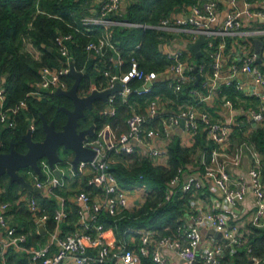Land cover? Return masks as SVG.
<instances>
[{
    "label": "built area",
    "instance_id": "1",
    "mask_svg": "<svg viewBox=\"0 0 264 264\" xmlns=\"http://www.w3.org/2000/svg\"><path fill=\"white\" fill-rule=\"evenodd\" d=\"M98 5V14L91 13L83 19L84 31L87 35L93 25L104 26V34L97 40H92L86 45V49L93 51L101 59L106 56V50L113 51L109 60L117 70H104L106 84L94 86L96 89L104 91L112 88L117 82L123 88L111 94L106 106L101 110V114L114 116L117 113L115 105L117 96H121L124 102L132 93L146 94L152 91L153 84L159 78H167L168 87L175 92H182L184 87L197 80V72L201 74V82L207 93L196 88H191L190 93L196 95L199 103L206 101L211 94V90L223 79L226 84H234L235 88L247 95H257L262 99L260 109L251 110V115L257 121L264 122V95L257 92L255 88H249L240 80V74H250L254 80L264 85V70L257 62L258 55L254 50L253 43L249 42L242 47L235 56L228 53L227 36L237 35L240 28L244 27L241 17L248 16L249 19L256 17L264 24V0H259L260 9H253V0H243L244 9H237L236 0H228L233 6L228 11L223 25L213 27L219 13V0H209L202 6H192L189 12H181L172 15L164 20L160 29L173 32H183L190 36V42H195L201 33L206 35L205 44L210 52L212 62L210 71L204 64L197 66L186 57L185 48L176 47L167 49V56L172 60V64L162 73L157 71H146L139 66L136 57L130 60V67L126 71H121L123 63L120 54V43L114 40L112 26L122 24L126 26L148 27L143 23H133L126 20L119 21L115 17H123L122 4H127L131 0H94ZM264 35V29L259 30ZM91 36V34H88ZM93 36V35H92ZM217 37L221 41L216 43ZM73 37L71 34L60 33L56 37V44L59 53L63 57L60 67H43L42 77L34 88L28 93L29 96L43 100L58 89L69 90L71 86L63 75L70 72V65L74 62L71 51ZM263 44V42H262ZM140 42L134 48H138ZM27 50L39 55L37 49L30 42L26 44ZM264 56L262 48L260 58ZM230 58L228 65V75H223L225 66L224 60ZM197 68V71L195 70ZM83 71V70H82ZM224 76V77H223ZM138 81L136 86L130 85L132 81ZM91 90V91H92ZM163 98L158 96L150 101L146 107V112L141 113L132 109L131 115L127 118V130L118 132V127L111 123H105L84 144L92 148L96 155L91 160H81L77 169L73 164V157L67 155L62 163L57 165L61 175L57 176L48 160L43 157L39 159V166L42 174L37 173L29 167V174L32 178L31 184L42 189L43 194L49 198H56L58 207L53 214L41 213V205L34 192L28 195L29 208L38 223H46L51 217L56 226L51 233V238L46 244L38 247H27V235L24 232H17L16 227L11 225L6 213L10 210V202H0V232L4 237H0V264L8 263V249L14 247L17 251H26L31 257V264H140L142 257L152 256L156 264H167L168 258L164 254L165 249L173 250L187 264H232L225 263L222 255L230 249L234 254L237 247L246 245L248 234L252 232L249 226L264 227V182L261 175L263 160L261 151L256 147L254 150V161L249 171L250 185L244 179L234 182L228 172V166L238 165L241 159V152H228L226 146L231 138L234 123L232 121L222 122L214 120L210 113L198 108V104L190 103L177 112L168 115L158 126L148 124L153 118L164 111ZM6 77L0 73V125L4 127H14L16 116L23 109L28 108L27 99H22L11 108H7ZM224 105L233 108V102L226 100ZM184 120V126L190 137H194L204 128L206 137L213 142L212 154L209 161L202 160L204 171L196 177L194 175H183L182 188L185 191H192L193 199L191 208L185 214L186 222L181 224L176 233L156 237V231L150 228L131 229L139 235L140 242L129 235L126 239H120V246L117 250H112L105 237V224L99 220L102 212H107L112 216L122 215L129 207L131 195H138L140 203L148 194L150 185L140 177L130 187L120 183L117 175L112 170V164L121 160L125 166L133 164L134 160L130 155L135 154L140 148L149 156L155 164H166L168 160V141L162 145H156V140L168 138L173 128ZM147 124V125H146ZM36 129L35 118L30 120L28 130L32 133ZM123 155H128L127 159ZM75 178L86 180V188L80 189L70 200L78 207V221L76 229L67 234L61 233V223L69 216L67 199L58 189L67 186ZM182 178V177H181ZM181 178L176 176L172 179V185L179 184ZM205 180H209L212 188L208 193H201V188L205 186ZM235 185V186H234ZM255 197V207L247 213L237 210L238 202L243 201L249 193V187ZM89 190V189H88ZM217 192V193H216ZM26 196V194H25ZM24 197H21V200ZM170 199V192L167 193ZM213 230L220 233L221 237L215 239L212 246H203L201 230ZM128 232V231H126ZM202 246L200 247V244ZM131 245V246H130ZM90 251L93 255H86ZM251 254L252 249H248ZM252 264H262L263 258L249 255ZM249 260V261H250ZM234 264H241L239 262ZM246 264H249L247 262Z\"/></svg>",
    "mask_w": 264,
    "mask_h": 264
},
{
    "label": "trees",
    "instance_id": "2",
    "mask_svg": "<svg viewBox=\"0 0 264 264\" xmlns=\"http://www.w3.org/2000/svg\"><path fill=\"white\" fill-rule=\"evenodd\" d=\"M94 0H0V73L6 77L7 108H11L22 99H27L28 108L23 109L16 116V125L14 127H4L0 125V152H8L11 143L20 152L27 150V145L23 140V134L28 130V124L32 118H35L36 129L33 132L35 140H43L45 132L42 127V114L47 120L54 121L58 130L62 129L67 120V114L61 109V106L72 108V101L64 95L51 93L43 100L33 98L28 93L40 81L43 67H60L63 57L58 51L56 37L60 33L71 34L73 37L71 51L74 56V64L78 70H85L80 86L79 94L86 95L91 92L94 86L106 84L104 70H117L109 60L113 51L108 48L106 56L102 59L93 51L89 52L86 45L101 37L105 30L102 25H93L92 29L84 31L85 24L83 19L91 14V6ZM209 0H131L128 3L123 17H115L119 21L126 20L133 23H143L148 27H135L116 24L112 26L114 40L120 43V54L123 63L121 71H126L130 67V60L134 56L139 62V66L146 71H157L162 73L172 64L168 58L167 52L163 47L172 34L167 30L160 29L157 26L172 15L187 11L192 6H202ZM220 2V0H219ZM91 34V36H88ZM93 35V36H92ZM235 37L227 36L225 38L227 47L230 48ZM221 41L217 37L215 42ZM30 42L39 55H35L27 50L26 44ZM140 42L138 48L135 44ZM186 57L195 65L204 64L207 69L211 68L212 58L207 44L202 47L203 55L195 58V52L191 46H187ZM261 67V65H260ZM264 69V67H263ZM69 86H72L75 78L70 73L63 75ZM138 81L134 80L130 85L136 86ZM191 88L199 89L205 94L206 89L201 82L194 81L192 84L184 87L182 92H175L168 87L167 80H159L152 86V91L146 94L132 93L124 102L121 96H117V113L114 116L101 114L104 103L101 100L95 101L97 113H90L81 121V126H88L95 122L97 131L105 123H111L118 127L119 131L125 130L127 118L131 115L132 109L145 113L148 103L160 96L165 100L177 101L184 104L187 102L198 104L199 99L196 95L190 93ZM220 96L226 95L232 99L237 108L248 107L244 105L239 98H248L237 90L234 84H222ZM224 104V100L218 102ZM205 110V101L198 104V108ZM212 110V109H210ZM90 112V111H89ZM163 114L156 116L148 124L149 126H158ZM244 117V116H241ZM147 125V124H146ZM239 126H233V131L238 133ZM241 131V130H240ZM231 133V135H232ZM259 150L264 151V126H260L250 137ZM194 144H182L178 136L169 140L167 143L168 160L166 164H155L149 156L130 155L134 163L131 166L117 164L112 170L118 177L121 184L130 187L137 179L143 177L150 185L147 196L131 208H127L122 215L112 216L107 212H102L99 220L105 224V237L115 236L116 240L126 239L133 232L131 229L150 228L156 231V237L176 233L177 228L186 222L185 214L191 208L193 199L192 191H185L182 188L184 172L189 166L194 164L200 166V171H204L202 160L209 161L212 154L213 142L208 140L204 128L194 137ZM67 150V151H64ZM62 150L65 156L68 155V149ZM128 155H123L127 159ZM176 176L181 178L179 184L172 185L171 181ZM86 180L83 186L78 187L70 183L69 185L58 189V193L66 197L69 209V216L66 221L61 223V233L67 234L76 229L78 221L77 205L73 203L72 198L80 189L86 187ZM208 186L201 188V193L210 192ZM0 188L2 194L0 202H10V210L6 213L9 217V223L16 227L17 232H24L27 235L26 246L34 245L38 247L46 241L48 231H53L56 225L51 217L45 224L47 230L43 233L34 220V216L25 200L19 201L20 184L11 182L7 175L0 176ZM87 191L90 189L87 188ZM27 191V190H26ZM170 192V199H167V193ZM34 196L39 201L42 209L41 213L48 212L53 214L58 207L57 199L49 198L41 192H34ZM10 216H12L10 218ZM8 219V218H7ZM252 232L248 234L246 245L237 247L234 254L228 249L223 255L222 260L226 263L249 262L251 256H257L264 260V227L249 226ZM128 231V232H126ZM107 232V233H106ZM133 236L139 243V235ZM131 246V245H130ZM248 249H252L249 254ZM9 264H31V257L26 251H17L10 247L7 252ZM99 264V263H98ZM140 264H156L152 256L142 257ZM264 264V262H262Z\"/></svg>",
    "mask_w": 264,
    "mask_h": 264
},
{
    "label": "crops",
    "instance_id": "3",
    "mask_svg": "<svg viewBox=\"0 0 264 264\" xmlns=\"http://www.w3.org/2000/svg\"><path fill=\"white\" fill-rule=\"evenodd\" d=\"M253 2H254L253 9H260L262 7L259 4V0H253ZM127 6H128L127 2L124 1L122 4L123 12H126ZM244 6L245 5H244L243 0H239V1L236 0V6L235 7L237 9H244ZM232 8H233V6L228 2V0H220L218 17H217V20L212 24V26L217 27V28L221 27L223 25V22L225 20V17L227 15L228 11L231 10ZM90 11H91V13H93V15L98 14V5L96 4L95 1H93V5L91 6ZM183 12H185V11H183ZM186 12H189V10H187ZM179 13H181V12H179ZM241 21L244 23V27L240 28L241 31H239L237 33V35H235V43L237 45L245 46L249 42H252L254 50H255L254 39L258 38L263 42L262 48L264 50V35H261L259 33V30L264 29V24L261 22V20L256 18V17H252L251 19H249L248 16L243 15L241 17ZM168 32L171 33L172 36L167 41L164 42L163 47L165 50L173 49L176 47L187 48V46H191V44L193 43V42H190V36L188 38V35L186 33L173 32V31H168ZM241 49H242V47H239V46L237 47V46H235L234 43H232V46L230 48H228V53L235 56L238 51L239 52L241 51ZM229 62H230V58H227L224 60V63H225V66L223 69V75L224 76L228 75ZM259 64L261 65V68L263 69V67H264V56H262V61L259 62ZM239 77H240L239 79L242 80L245 85H248L249 88H255V90L257 92L264 95V85L258 84L254 80V78L251 77L250 74H240ZM169 78H170L169 76L167 78H159L157 81L167 80ZM222 84H224L223 79L219 82V84L218 83L216 84V87L213 90H211L210 97L205 101V108H204L205 110L204 111L209 112L211 117L214 120L222 121V122L232 121L234 123V126L240 125L241 131L238 130V133L237 132L235 133L233 131L231 138H230V141L228 142V144L226 146V149L228 152H235L236 150H239L241 152L240 163L238 165L230 164L228 166V172L231 175V178L233 179L234 182H237L240 179H244L250 185L251 179H250L249 171L253 165L254 150L256 147L254 142L251 141L250 137L252 136V134L255 132V130L257 128H259L260 126H264L263 121H257L253 118V116L251 115V110L260 109V105L262 104V101H261L262 99L260 98V96H257V95L245 94L246 97H248V98H242V99L239 98V100L242 101V103L244 105H247L248 108L246 110L244 109V106L237 108L232 99L228 98L226 95L220 96V94L222 92L221 91ZM227 99L231 100L233 102V108H229L227 105H224V104L223 105L218 104V102L220 100H224V102H225ZM176 102L177 101H175V100L172 101V100H168V99L165 100L164 99L163 100V103H164L163 107L165 109L159 115L163 114V112H164V114H165V116L163 117V119H164L168 115L177 112L180 108H183L184 105L186 106L188 104V102L184 103V104H180V103H176ZM103 103H104V106L102 108H104L106 106V103L105 102H103ZM210 109H212V110H210ZM200 110H203V107ZM241 116H244V117H241ZM161 121H162V118H160V122ZM125 127H126V129L122 130V131L127 130L128 126L126 123H125ZM122 131H118V132H122ZM176 136H178L180 138L181 143L185 144V145H192L195 142L190 137V135L188 134L187 130L185 129V126L182 125V123H180L178 126H176L175 128L172 129L170 136L168 138L156 140V145L160 144L163 146L167 141L173 139ZM259 151H261L262 160H263V167L261 170V175H262V179L264 182V151H262V150H259ZM145 153H146V151L143 148H140V150L137 151L135 154L138 156H143V155H145ZM121 163L125 164V162L123 160H121ZM121 163L115 161L112 164V167L117 165V164H121ZM131 165L132 164H128V166H131ZM28 170H29V167L28 168H22L20 170V172L25 176L27 181L31 183L32 178H31ZM201 172L202 171H200V166L192 164L189 166L188 170H186L184 172L183 175L190 174V175H194V176L198 177L201 174ZM184 179H185V176H184ZM84 181L85 180L82 178H75L74 177V180L72 182L74 183L73 185L78 184V187H80L81 185L83 186ZM72 182H70V183H72ZM205 186H208L207 187L208 190H218L217 188H212V184L209 180H205ZM20 187H21V189H20V197H19L18 203H20L23 200H25V202L28 203L27 197L29 195V190L27 188L22 187L21 185H20ZM86 187L88 188L87 185H86ZM27 193H28V195H27ZM41 193H43V191H41ZM1 194H2V189L0 188V196H1ZM25 194H26V196H25ZM21 197H24V198L21 200ZM138 200H139L138 195H136V194L131 195L130 201H129V207H133L134 205H136ZM238 207L239 208L237 210H239L241 213H247L255 207V197H254L251 186L249 187V193L247 194L245 199L243 201L238 202ZM11 217L12 216H10V218ZM7 218L9 221V217H7ZM34 220H35V218H34ZM36 223L38 224L40 230H41V227L43 226V230H42L43 233L47 232V230L45 228L46 223H44V224L38 223L37 221H36ZM51 233H52V231H48L46 241L43 244L41 243V245L46 244V242H48L50 240ZM4 236H5L4 233L0 232V237H4ZM215 239H219V236L217 235V233H215V231L213 232V230H208L206 233V237L203 240V244H204L203 246H209V247L212 246ZM41 245H39V246H41ZM115 245H117V244H115ZM30 247H36V246L31 245ZM164 254L168 258L167 264H187L173 250L165 249Z\"/></svg>",
    "mask_w": 264,
    "mask_h": 264
},
{
    "label": "water",
    "instance_id": "4",
    "mask_svg": "<svg viewBox=\"0 0 264 264\" xmlns=\"http://www.w3.org/2000/svg\"><path fill=\"white\" fill-rule=\"evenodd\" d=\"M206 35L201 33L197 40L191 44V48L195 52V58L198 59L203 55L202 47L205 44ZM255 52L258 55L257 62H261L260 58L262 51V41L258 38L254 39ZM197 71V68L195 69ZM71 75L74 76L75 81L69 90L58 89L56 94L64 95L71 99L73 108L61 106V109L67 114V120L63 128L58 130L55 126L54 121H48L47 118L42 114V127L45 132L43 140H35L31 130H27L23 134V140L27 145L25 152H20L11 143L10 150L8 152H0V176L7 175L11 182H17L22 187L27 188L30 193L41 192L42 189L34 187L30 182L27 181L25 176L20 172L22 168H33L37 173L42 174V170L39 166V159L45 157L50 166L54 169L57 176L61 175L57 165L62 163L65 159V155L62 153V149H68L73 152V164L75 169L81 160H91L95 157L96 152L85 146V142L94 136L96 132V124L92 123L88 128L79 130V120L85 117V109L88 108L95 112L94 103L97 100L107 102L111 94L121 90L122 84L117 82L112 88H108L104 91L92 90L86 95L79 94V86L85 70H78L75 67L74 62L70 65ZM201 80V74L197 72V80L199 83ZM184 125V120L181 121ZM30 123L28 124V128ZM43 230V226L41 227ZM214 232V231H213ZM221 237V234L218 233ZM86 255H93L90 251ZM252 260L249 264H252Z\"/></svg>",
    "mask_w": 264,
    "mask_h": 264
},
{
    "label": "rangeland",
    "instance_id": "5",
    "mask_svg": "<svg viewBox=\"0 0 264 264\" xmlns=\"http://www.w3.org/2000/svg\"><path fill=\"white\" fill-rule=\"evenodd\" d=\"M239 1V0H238ZM62 150H64V149H62ZM64 151H67V150H64ZM68 157L69 158H71V157H73V152L72 151H68ZM64 155H65V153H63ZM207 229L206 228H203L202 230H201V234H202V240H204L205 239V237H206V233H207ZM107 233V232H106ZM107 239V243H108V245L111 247V249L112 250H117L118 248H119V246H120V241H118V240H116L115 239V236L114 235H111V236H109L108 238H106ZM203 243V242H202ZM202 243L200 244V247L202 246ZM115 244H117V245H115ZM119 244V245H118Z\"/></svg>",
    "mask_w": 264,
    "mask_h": 264
},
{
    "label": "flooded vegetation",
    "instance_id": "6",
    "mask_svg": "<svg viewBox=\"0 0 264 264\" xmlns=\"http://www.w3.org/2000/svg\"><path fill=\"white\" fill-rule=\"evenodd\" d=\"M69 108V107H68ZM72 108H73V103H72ZM94 109H95V112H93L92 110H90V109H88V108H86L85 109V117L86 116H88L90 113H92V114H95V113H97V108L95 107V103H94ZM90 111V112H89ZM85 117H82L80 120H79V130H81V129H85V128H88L92 123H94V122H92L90 125H88V126H81V121L83 120V119H85Z\"/></svg>",
    "mask_w": 264,
    "mask_h": 264
}]
</instances>
